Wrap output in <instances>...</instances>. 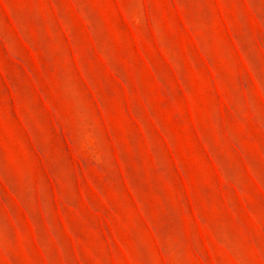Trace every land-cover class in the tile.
I'll use <instances>...</instances> for the list:
<instances>
[{
    "label": "rangeland",
    "instance_id": "1",
    "mask_svg": "<svg viewBox=\"0 0 264 264\" xmlns=\"http://www.w3.org/2000/svg\"><path fill=\"white\" fill-rule=\"evenodd\" d=\"M0 264H264V0H0Z\"/></svg>",
    "mask_w": 264,
    "mask_h": 264
}]
</instances>
